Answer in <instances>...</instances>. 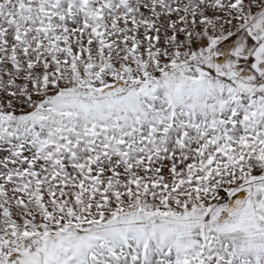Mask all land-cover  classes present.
I'll return each instance as SVG.
<instances>
[{"label": "snow or ice", "instance_id": "6c2138e0", "mask_svg": "<svg viewBox=\"0 0 264 264\" xmlns=\"http://www.w3.org/2000/svg\"><path fill=\"white\" fill-rule=\"evenodd\" d=\"M0 264H264V0H0Z\"/></svg>", "mask_w": 264, "mask_h": 264}]
</instances>
